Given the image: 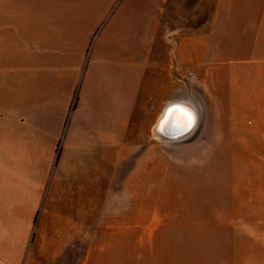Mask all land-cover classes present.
I'll use <instances>...</instances> for the list:
<instances>
[{
	"label": "crops",
	"instance_id": "0c3cea01",
	"mask_svg": "<svg viewBox=\"0 0 264 264\" xmlns=\"http://www.w3.org/2000/svg\"><path fill=\"white\" fill-rule=\"evenodd\" d=\"M181 10L207 19L178 26ZM179 65L206 89L198 138L248 150L264 178V0H0V264H162L159 234L98 231L99 209L126 207L99 201L82 167L129 160L136 113L176 96L150 90Z\"/></svg>",
	"mask_w": 264,
	"mask_h": 264
},
{
	"label": "rangeland",
	"instance_id": "374dc122",
	"mask_svg": "<svg viewBox=\"0 0 264 264\" xmlns=\"http://www.w3.org/2000/svg\"><path fill=\"white\" fill-rule=\"evenodd\" d=\"M196 13L179 11L178 26L206 21V16ZM167 69L169 76V66ZM203 90L202 80L192 79L185 66L179 65L177 80L164 81L161 91L150 90L176 96H167L160 107L148 104L144 112L136 113L134 120L141 127L131 130V136L138 135L141 143L137 151L131 150L129 160H122V153L116 150L112 161L96 162L97 176L90 162L83 161V185L98 186L99 201L126 207L99 209L98 231L159 234L162 240L156 243L161 251L155 255L162 264H264V224L253 223L249 216L251 198L256 202L262 196L251 193V184L257 180L260 188L264 178L253 177L248 150L198 138L206 115L196 106L202 103ZM173 100L189 101L197 116L193 130L178 139L154 131L163 109ZM207 115L216 119V114ZM211 124L216 126L217 121L211 120ZM260 150L264 152V146ZM139 155L144 161H137ZM257 164L258 172L264 174V159L259 157ZM120 220L130 224H119ZM93 231V225H88L87 232Z\"/></svg>",
	"mask_w": 264,
	"mask_h": 264
},
{
	"label": "bare ground",
	"instance_id": "6f19581e",
	"mask_svg": "<svg viewBox=\"0 0 264 264\" xmlns=\"http://www.w3.org/2000/svg\"><path fill=\"white\" fill-rule=\"evenodd\" d=\"M174 106H179L180 108H183L186 113L191 114V118L189 119V117L187 115H184L178 111L173 113L171 116H168L167 115L168 110L170 108H173ZM176 113L179 114L180 118L183 120H181L182 121L181 123H173L172 122L175 125L170 126V127H172V128H170L172 130L171 131L172 134H170V136L172 138H170V139H178V138L185 137L193 130V128L195 127L196 122H197L196 121L197 116H196L194 106L190 102L185 101V100H175V101H172L166 105V107L162 111V114L159 116L157 122L155 123L154 131H155L156 135L164 137L163 135L167 131L166 126L168 124V127H169V122L172 120L173 117H176ZM187 118L189 121V126L187 127V130L189 129V131L187 133H185L187 130L184 131V130H182V128H183ZM174 122H175V120H174ZM173 131H175V132L173 133Z\"/></svg>",
	"mask_w": 264,
	"mask_h": 264
},
{
	"label": "water",
	"instance_id": "95a60500",
	"mask_svg": "<svg viewBox=\"0 0 264 264\" xmlns=\"http://www.w3.org/2000/svg\"><path fill=\"white\" fill-rule=\"evenodd\" d=\"M174 120H175V122H174ZM181 120H183V119H181L180 118V115L179 114H177L176 113V117H173L172 118V120L169 122V127H168V124H167V126H166V128H167V131H166V133H164V137L165 138H172L171 136H170V134H172V130L170 129V128H172V127H170V126H174L175 124H173V123H181L182 121ZM173 122V123H172ZM189 126V121H188V118L186 119V122H185V124H184V126H183V128H182V130H187V127ZM189 131V129L185 132V133H187ZM175 131H173V133H174ZM184 134V133H183Z\"/></svg>",
	"mask_w": 264,
	"mask_h": 264
},
{
	"label": "snow or ice",
	"instance_id": "6c2138e0",
	"mask_svg": "<svg viewBox=\"0 0 264 264\" xmlns=\"http://www.w3.org/2000/svg\"><path fill=\"white\" fill-rule=\"evenodd\" d=\"M177 111L182 113V114H184V115H187L189 117V119L191 118V114L190 113H186L185 110L183 108H180L179 106H174L173 108H170L168 110L167 115L171 116L173 113H175Z\"/></svg>",
	"mask_w": 264,
	"mask_h": 264
}]
</instances>
